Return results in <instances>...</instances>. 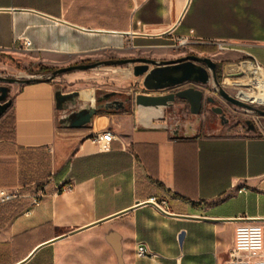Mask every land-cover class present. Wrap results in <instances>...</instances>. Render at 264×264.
<instances>
[{
	"label": "crops",
	"instance_id": "obj_1",
	"mask_svg": "<svg viewBox=\"0 0 264 264\" xmlns=\"http://www.w3.org/2000/svg\"><path fill=\"white\" fill-rule=\"evenodd\" d=\"M176 37L221 65L247 58L264 70V0H0L7 56L24 51L61 65L143 54L170 60L187 54L167 49ZM21 38L29 49H20ZM57 87L16 86L0 121L11 114L14 123L13 137L0 139V188L21 195L0 205V264H17L47 242L22 264H224L236 227L264 225V121L245 133L212 123L177 136L175 109L129 103L71 128L59 123L70 111L57 108ZM79 97L94 101L91 90ZM103 130L114 135L108 149L91 141ZM151 198L170 215L135 207ZM238 218L246 220H227ZM138 246L149 255L138 258Z\"/></svg>",
	"mask_w": 264,
	"mask_h": 264
},
{
	"label": "water",
	"instance_id": "obj_2",
	"mask_svg": "<svg viewBox=\"0 0 264 264\" xmlns=\"http://www.w3.org/2000/svg\"><path fill=\"white\" fill-rule=\"evenodd\" d=\"M133 65V75L135 77H142V86L144 92L137 93L134 97L124 96L122 99L116 98V93H107L94 99L93 103L76 108V103L79 99L80 93L70 92L62 93L59 89L56 90L55 99L56 106L59 110L70 111L68 114L60 118L59 123L71 128H81L89 125L93 117L101 111L108 113L125 109L129 103H134L136 106L147 108H167L175 109L174 116L179 117V122L172 125V130L178 136L179 129H185V136H190L195 133L196 128L200 127L203 122L201 116L204 112L212 113L214 124L217 129H222L229 123L226 112L216 100L211 96H205L204 90L197 85H207L210 80L214 82L218 95L227 103L247 110H254L253 106L246 102L231 96L220 85L216 78V62L208 57H201L195 54H188L176 59L170 60H155L145 57L124 58L117 60H103L92 63H81L69 65L67 67L57 68L47 78L36 79H16L0 77V83H21L50 81L58 75L76 71L89 70L98 66H115V65ZM186 86V87H185ZM172 88L171 91L162 94H152ZM8 94L6 86H0V117L5 113L9 107L11 100L5 104H1ZM258 113L264 115V110H257ZM184 111L187 112L186 118H183ZM248 130H251L250 128ZM143 204H151L161 212L170 215L165 210L161 209L156 203L152 201L136 202L135 207ZM120 214V213H119ZM116 214V215H119ZM177 216V215H176ZM180 217V216H178ZM182 217V216H181ZM206 219V218H202ZM227 220H246V219H227ZM256 220V219H249ZM97 222L96 224H99ZM78 230L69 232L73 234ZM68 235L64 234L55 240L62 239ZM184 232L178 236L179 241L182 240ZM53 240V241H55ZM52 242V241H51ZM49 243V242H47ZM47 243L37 246L24 260L17 264L26 262L39 248Z\"/></svg>",
	"mask_w": 264,
	"mask_h": 264
},
{
	"label": "rangeland",
	"instance_id": "obj_3",
	"mask_svg": "<svg viewBox=\"0 0 264 264\" xmlns=\"http://www.w3.org/2000/svg\"><path fill=\"white\" fill-rule=\"evenodd\" d=\"M179 37L167 41L168 50L171 53L179 54L182 51H186V55L195 54L190 53L188 42L186 44L180 45L178 42ZM222 50V49H220ZM218 51V50H217ZM225 51L226 50H222ZM214 54V53H213ZM199 56L198 54H195ZM201 57H208L210 59H217L218 55L214 57L208 56L207 54H202ZM141 57H145V55H138ZM122 58H135L130 55H125ZM247 58H240L237 60H229L221 65V77L219 79V83L222 88L231 96L236 97L240 100L241 95L239 94L242 90H245V87L239 86L238 83L246 80V74L240 69L241 62H250ZM96 62V60H89L85 63ZM69 65H61V64H52L45 61H36L28 54V52L18 51L12 55H4L0 54V77L4 78H16L20 80L24 79H36V78H47L51 75V73L57 68L67 67ZM234 67L237 69L234 70ZM133 65H115V66H98L89 70H76L68 73H64L56 76L52 80L58 85V89L62 93H70V92H83L86 90H91L94 95V99L97 97H101L107 93H116V98L122 99L124 96L134 97L136 91H143L142 79L140 77H135L133 75ZM48 70H53L49 72ZM21 83H0V86H6L8 88V94L4 101L1 104L7 103L12 96L14 88ZM201 89L204 90L205 96H211L214 99L218 100L222 105H229L228 109L235 111L241 115L242 118L251 119L254 118L259 125L261 123L259 121H263L262 119H258L255 114H252L250 110L240 108L238 106H234L232 104L227 103L224 99H222L217 91L214 82L210 80L207 85H197ZM130 87L135 89V91H131ZM167 90L171 91L172 88H168ZM215 95H214V94ZM247 104L254 106L256 108L264 107L262 104L251 103L245 100H242ZM88 104L87 101H83L82 99H78L76 103V108L84 106ZM9 108L5 112H7ZM184 114H187L184 111ZM2 116L0 117V121ZM173 123V120H172ZM214 128L217 129L215 124H213ZM242 131H232L233 133L243 132L245 133L247 129L242 127Z\"/></svg>",
	"mask_w": 264,
	"mask_h": 264
},
{
	"label": "built area",
	"instance_id": "obj_4",
	"mask_svg": "<svg viewBox=\"0 0 264 264\" xmlns=\"http://www.w3.org/2000/svg\"><path fill=\"white\" fill-rule=\"evenodd\" d=\"M178 42L180 45L186 44L187 39L185 37H179ZM18 45L20 49H29L31 43L27 38L18 39ZM219 49L232 50L229 45H218ZM255 67L262 68L256 61H250ZM114 139V135L110 130H103L91 137V141L102 147L108 149L109 143ZM71 185L62 186V190H70ZM18 190L9 188H0V204H4L20 197ZM40 195L34 196L31 200V205H38ZM149 201L154 203V198ZM161 209L165 205V201L162 204L156 203ZM164 210V209H163ZM149 254L144 246H138L136 250V256L138 258H145ZM224 264H264V225L259 224H244L236 227L234 234L233 246L229 253V258Z\"/></svg>",
	"mask_w": 264,
	"mask_h": 264
},
{
	"label": "bare ground",
	"instance_id": "obj_5",
	"mask_svg": "<svg viewBox=\"0 0 264 264\" xmlns=\"http://www.w3.org/2000/svg\"><path fill=\"white\" fill-rule=\"evenodd\" d=\"M240 69L247 77L246 80L238 83L239 86L246 88L239 93L241 99L264 105V70L248 62L240 63Z\"/></svg>",
	"mask_w": 264,
	"mask_h": 264
},
{
	"label": "flooded vegetation",
	"instance_id": "obj_6",
	"mask_svg": "<svg viewBox=\"0 0 264 264\" xmlns=\"http://www.w3.org/2000/svg\"><path fill=\"white\" fill-rule=\"evenodd\" d=\"M216 64L217 65H216V72L215 73H216V78L219 81V79L221 77V64H219V63H216ZM216 102L220 106L223 107L224 111L227 114V117L229 119V123L226 126H231V127L241 126V127H244L245 129H247V131H256L258 129L259 124L257 123V121L254 118H251V119L242 118L239 113H237L235 111H232V110H229L228 109L229 105L224 106L218 100H216ZM253 108H254V110H250V112L252 114H255L258 119H262L264 121V115H261L260 113H258L255 110V109H257V110H264V107L256 108V107L253 106ZM214 118H215V116L212 113H210L208 111L204 112V119L202 121L203 122V125L210 126L212 123H214L213 122ZM263 121H259V122L261 123ZM249 128L251 130H248Z\"/></svg>",
	"mask_w": 264,
	"mask_h": 264
},
{
	"label": "trees",
	"instance_id": "obj_7",
	"mask_svg": "<svg viewBox=\"0 0 264 264\" xmlns=\"http://www.w3.org/2000/svg\"><path fill=\"white\" fill-rule=\"evenodd\" d=\"M49 72L53 71V70H48ZM51 81V80H50ZM11 107V103L9 105V109ZM13 117L11 114H8L4 120L0 123V139H11L13 137ZM12 201L4 203V204H0V205H7L10 204ZM18 202V200H13L12 203L16 204ZM19 207L18 205H15L14 207H12L11 210H9L10 214H14L18 211Z\"/></svg>",
	"mask_w": 264,
	"mask_h": 264
}]
</instances>
